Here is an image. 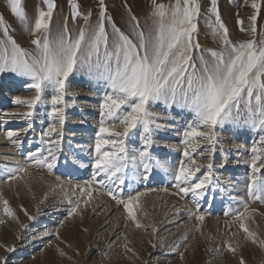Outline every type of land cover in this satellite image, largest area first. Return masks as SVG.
Wrapping results in <instances>:
<instances>
[{"label":"snow or ice","instance_id":"snow-or-ice-1","mask_svg":"<svg viewBox=\"0 0 264 264\" xmlns=\"http://www.w3.org/2000/svg\"><path fill=\"white\" fill-rule=\"evenodd\" d=\"M41 3L43 6L29 19L24 0H7L9 11L25 26L31 37L27 47L13 38L0 13V74L27 78L30 82H25L26 88L35 93L27 98L16 96L14 103L27 107L28 111L8 115L25 118L30 130L35 109L47 103L51 106L47 115L52 119L41 134V143L46 147L29 151L25 157L26 164L16 161L15 166H8L6 163L4 179H23L21 173H27L30 166L46 167L51 171L57 165L59 141L53 136L63 135L66 109L70 106L66 97L73 98L74 104L79 96L75 91L70 92L69 78L79 74L95 81L103 88V94L98 104L100 121L91 164L92 179L84 187L70 182L66 189L63 182L59 185L61 202L67 200L68 205L65 219L75 217L81 205L87 208L92 203L93 191L99 190L98 185L108 188L107 195L117 205H122L128 218L136 222L137 206L144 194L136 192L124 199L115 191L125 184L128 171L137 173L139 179L147 180L154 169H162L171 175L177 190L175 195L192 194L205 201L208 196L215 199L211 186L217 165L212 154L217 148L230 151L220 143L223 139L221 133L226 130L236 133L257 130L258 140L250 149L252 173L246 194L257 200L264 197V177L257 175L264 169V27L259 25L258 19L264 5L252 0L253 11L247 18L249 27H244L243 19L237 20L241 31L247 32L249 38L233 41L221 20L217 0H210L209 13L215 20L205 17V22L218 43L215 48H201L193 39L199 27L200 4L197 0H168L167 3L153 0L143 22L135 15L128 18L130 29L127 32L108 15L104 0H99L95 23L91 22V11L81 13L77 0H68L71 19L82 18L84 21L74 30L68 26V16H63L53 28L58 7L56 0H41ZM49 90L50 100H45ZM158 104L165 106L164 113L153 111ZM173 110L179 113L186 111L191 115L181 133L183 156L187 163H180L175 169L152 152L158 144L169 149L177 148L158 140V137L177 131L175 119L169 114ZM134 130L139 132L141 143L139 147L129 149L125 140ZM7 137L14 146L21 144L17 132L9 130ZM232 147L238 151L244 146L235 144ZM205 151L208 163H197L193 153L204 158ZM226 164L225 159L220 167ZM66 166L74 168L76 162L68 160ZM201 168L208 171L203 178L197 179ZM225 184L229 185L231 181L226 180ZM163 190L167 191L166 188ZM46 200L47 195L36 205L38 215L39 205ZM3 211L6 216L18 219L7 200H3ZM24 211L29 220L37 221V215ZM246 211L245 205V211L234 215L239 221V229L256 243V234L243 223ZM196 219L203 221L205 217L198 215ZM63 223L60 221L61 225ZM136 227L143 225L137 222ZM21 228L27 230L29 225L22 224ZM52 236L59 238L58 229L53 232L45 228L35 233L32 239L41 241ZM19 238L23 239L22 236ZM260 243L264 246V241ZM158 246L166 247L168 254L175 252L184 258V253L178 251L180 240L167 246L160 242L152 243L153 248ZM226 247L228 251L236 252L231 242H226ZM5 248L12 253L15 246ZM0 264H7V257H0ZM240 264H245L242 257Z\"/></svg>","mask_w":264,"mask_h":264},{"label":"rangeland","instance_id":"rangeland-1","mask_svg":"<svg viewBox=\"0 0 264 264\" xmlns=\"http://www.w3.org/2000/svg\"><path fill=\"white\" fill-rule=\"evenodd\" d=\"M57 11L53 18V28L63 16H68V26L76 29L84 23L82 18L73 21L70 16L68 0H56ZM81 13L92 12L91 22H96L99 10V0H77ZM153 0H104L107 13L116 25L124 31L130 29L128 18L135 15L143 22L145 14ZM167 3L168 0H160ZM264 5V0H256ZM29 19H32L42 7L41 0H24ZM200 4V16L197 19L198 32L194 34L201 48L217 47V39L212 35L205 17L214 22V15H210V0H197ZM252 0H217V8L222 22L229 30V38L233 41L248 39L247 32L241 31L238 19L244 20V27L248 28V16L252 13ZM130 10V11H129ZM0 13L3 14L10 34L21 46L27 47L30 35L25 26L16 19L8 9L7 0H0ZM259 25L264 27V8L259 14ZM109 32L111 28L109 26ZM27 78H16L10 74H0V257H7V264H240L241 257L245 264H264V197L253 199L246 194V185L251 176L250 166L251 146L258 140L257 130H244L239 133L223 131L220 141L224 149L219 148L212 154L214 169L212 191L215 199L208 196L207 200L198 199L192 194L188 196L175 195L176 188L169 173L162 169H154L147 180L139 179L138 174L128 171L125 174V184L115 191L126 199L128 195L141 192L137 206V221L128 218L122 205L107 195L108 188L93 191V200L87 208L81 205L78 214L67 218V200L61 202L60 183L65 189L72 185L86 186L92 179L91 164L95 157L94 145L99 131L100 114L98 104L103 94V88L95 81L76 74L69 78L70 92L75 91L79 96L66 97L69 107L66 109L67 120L58 140V163L49 171L46 167H28L27 173H21L23 179L8 181L4 179L5 164L15 166L19 161L26 164L25 157L29 151L43 149L41 134L52 122L47 113L50 104H40L35 109L32 118V129H27V121L12 113L28 111L27 107L14 103V98H27L35 95L34 91L25 86ZM30 82V81H27ZM50 90L45 94V100H50ZM153 111L164 113L165 106L158 104ZM175 119L177 131L167 133L166 137L158 140L176 145V149H169L158 144L152 149L153 155L166 160L175 169L180 163H187L183 156L182 131L191 115L186 111L170 113ZM9 130L18 133L21 144L14 146L7 137ZM129 149L140 146L139 132L134 130L125 140ZM242 144L240 150L233 149V145ZM55 150V149H54ZM110 150V149H109ZM199 151V150H198ZM46 155V153H45ZM208 153L202 158L193 153L197 163L206 165ZM225 159L227 164L221 168ZM68 160L76 162V167L66 166ZM143 170L141 169V172ZM201 168L197 179L207 173ZM258 176L264 177V169ZM231 184L226 185L225 181ZM234 186V187H233ZM167 189L164 191L163 189ZM39 205V215L36 205ZM87 197H85L86 199ZM3 200L15 212L18 219L5 215ZM247 211L243 223L256 234V243L239 229L235 213ZM30 215H37V221H31L24 210ZM230 213L225 215V213ZM204 215L199 221L196 216ZM60 221H64L63 225ZM143 227H136V223ZM22 224L29 228L23 230ZM59 231V238L52 236L41 241H34L33 235L44 229ZM23 237L20 239L19 237ZM187 238L186 240L184 238ZM50 240V243H49ZM180 240L179 252L184 253L181 259L175 252L168 254L167 249L152 247V243H164L166 246ZM151 242V243H150ZM226 242L236 247V252L227 250ZM15 246L12 253L6 251L5 246Z\"/></svg>","mask_w":264,"mask_h":264}]
</instances>
